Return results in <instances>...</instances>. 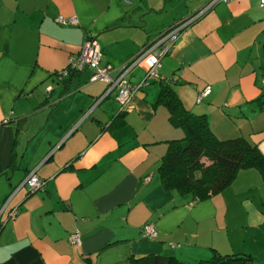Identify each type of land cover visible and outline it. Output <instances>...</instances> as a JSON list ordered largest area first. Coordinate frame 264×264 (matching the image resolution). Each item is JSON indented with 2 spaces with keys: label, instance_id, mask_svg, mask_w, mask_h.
<instances>
[{
  "label": "crops",
  "instance_id": "obj_1",
  "mask_svg": "<svg viewBox=\"0 0 264 264\" xmlns=\"http://www.w3.org/2000/svg\"><path fill=\"white\" fill-rule=\"evenodd\" d=\"M211 1L0 0V264H136L149 255L197 264L234 254L264 264L247 242L252 228L264 227L259 171H240L201 202L166 191L160 175L169 142L183 136L160 98L168 82L218 139L244 138L264 154L261 0L221 1L186 27L121 117L116 91L91 82V70L58 79L87 40L101 45L102 67L122 68ZM61 17L78 23L62 25ZM145 75L137 67L127 80ZM33 172L47 184L29 194L22 185ZM241 196L242 216L233 220L231 202ZM150 224L155 240L143 237ZM76 231L81 246L69 242Z\"/></svg>",
  "mask_w": 264,
  "mask_h": 264
},
{
  "label": "trees",
  "instance_id": "obj_2",
  "mask_svg": "<svg viewBox=\"0 0 264 264\" xmlns=\"http://www.w3.org/2000/svg\"><path fill=\"white\" fill-rule=\"evenodd\" d=\"M179 23L181 21L175 25ZM160 98L169 111L172 127L183 132L181 138L169 142L168 152L160 167L161 185L166 191L176 192L193 202H201L225 191L242 170L255 169L264 180V154L258 146L252 145L244 138L226 141L218 139L210 129L206 116L196 115L186 109L172 90L170 82L164 84ZM124 113L118 104L115 116L121 117ZM205 158L211 161L210 165L203 164L202 160ZM134 262L185 264L173 256L166 255H149L135 259ZM197 264L262 263L248 254H234Z\"/></svg>",
  "mask_w": 264,
  "mask_h": 264
},
{
  "label": "built area",
  "instance_id": "obj_3",
  "mask_svg": "<svg viewBox=\"0 0 264 264\" xmlns=\"http://www.w3.org/2000/svg\"><path fill=\"white\" fill-rule=\"evenodd\" d=\"M229 0H212L203 10L195 14L187 20H182L178 25L168 28L152 43L145 46L128 64L122 68L115 69L112 66H101L103 59V51L101 45L96 40H87L82 46L78 56L71 57L69 67L65 71L58 74V79L63 80L71 73H78L84 70L93 72L91 82H103L108 85V93L116 91L117 101L121 111H126L134 96L140 92L142 88L148 85L152 80L158 77V71L162 66L164 58L173 51L182 31L190 24L199 20L207 12L213 9L219 2ZM129 2V0H125ZM260 7L264 10V0H261ZM57 22L62 25H76V18L67 19L59 18ZM141 67L146 70V75L139 84H132L127 80V75L135 68ZM117 73V77H113V73ZM211 94V87H207L197 98V103H201L204 98ZM46 180L41 179L35 172L30 174L22 186L26 187L30 194L43 191L46 187ZM19 211L14 209L10 213L9 221L14 222ZM143 237L149 240H155L159 236V232L154 224L146 225L142 229ZM72 246H81L82 239L79 231H76L69 238Z\"/></svg>",
  "mask_w": 264,
  "mask_h": 264
},
{
  "label": "rangeland",
  "instance_id": "obj_4",
  "mask_svg": "<svg viewBox=\"0 0 264 264\" xmlns=\"http://www.w3.org/2000/svg\"><path fill=\"white\" fill-rule=\"evenodd\" d=\"M117 69H119V68H117ZM115 73L116 72H114L113 75ZM263 149H264V147H263ZM202 162H203V164H205V166H208V165L211 164V161L208 160L207 158L203 159ZM247 187H245V189ZM243 199H244V197L241 196V197H239V199H235L233 202H231V207H230V212H231L230 218L231 219L234 220L235 218H239V217L242 216V207H241L242 204H241V202H242ZM256 203L258 204V209L260 210V212L264 213V205H263V203L262 202L259 203L257 201H256ZM239 222H240L239 220L236 221V224H238ZM248 239L249 240H247V242L254 241L252 243V245H253V249H254L255 252H262L263 253V254H261V256H262V259L264 261V227L262 229H258V230H256L255 228H252L250 230V232L248 233ZM244 251L251 252L252 250H250V249H248L247 247L244 246ZM261 256H260V258H261Z\"/></svg>",
  "mask_w": 264,
  "mask_h": 264
}]
</instances>
